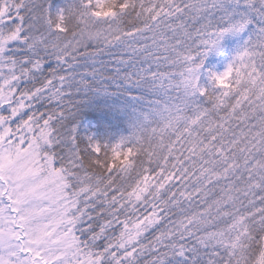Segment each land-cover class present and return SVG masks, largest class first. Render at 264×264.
<instances>
[{
	"label": "snow or ice",
	"instance_id": "snow-or-ice-1",
	"mask_svg": "<svg viewBox=\"0 0 264 264\" xmlns=\"http://www.w3.org/2000/svg\"><path fill=\"white\" fill-rule=\"evenodd\" d=\"M0 264H264V0H0Z\"/></svg>",
	"mask_w": 264,
	"mask_h": 264
},
{
	"label": "trees",
	"instance_id": "trees-1",
	"mask_svg": "<svg viewBox=\"0 0 264 264\" xmlns=\"http://www.w3.org/2000/svg\"><path fill=\"white\" fill-rule=\"evenodd\" d=\"M228 44L230 46V41ZM225 60L226 57L223 55H213L208 58V63L214 67V70H218L223 67ZM85 127H87V124H85Z\"/></svg>",
	"mask_w": 264,
	"mask_h": 264
},
{
	"label": "rangeland",
	"instance_id": "rangeland-1",
	"mask_svg": "<svg viewBox=\"0 0 264 264\" xmlns=\"http://www.w3.org/2000/svg\"><path fill=\"white\" fill-rule=\"evenodd\" d=\"M226 61V60H225ZM224 64H225V62H224ZM223 67H224V65H223ZM223 67L222 68H220V69H218L217 71H219V70H222L223 69Z\"/></svg>",
	"mask_w": 264,
	"mask_h": 264
}]
</instances>
